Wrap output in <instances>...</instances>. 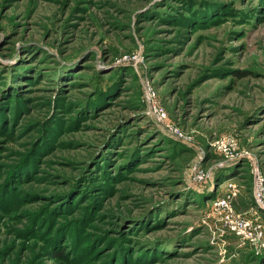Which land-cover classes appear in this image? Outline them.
I'll return each mask as SVG.
<instances>
[{
  "label": "rangeland",
  "instance_id": "1",
  "mask_svg": "<svg viewBox=\"0 0 264 264\" xmlns=\"http://www.w3.org/2000/svg\"><path fill=\"white\" fill-rule=\"evenodd\" d=\"M256 170L264 0H0V264H257Z\"/></svg>",
  "mask_w": 264,
  "mask_h": 264
},
{
  "label": "built area",
  "instance_id": "2",
  "mask_svg": "<svg viewBox=\"0 0 264 264\" xmlns=\"http://www.w3.org/2000/svg\"><path fill=\"white\" fill-rule=\"evenodd\" d=\"M156 112V109L154 108ZM159 118H162V113L156 112ZM253 201L257 209L264 211V174L259 170H256L254 175V191ZM214 207L221 215L222 221L225 227L236 234L239 238L244 240L255 241L260 239L261 231L259 225L252 222L251 218L245 214L237 213L233 206L230 195L217 197L213 203ZM256 208H250V210L257 214Z\"/></svg>",
  "mask_w": 264,
  "mask_h": 264
},
{
  "label": "trees",
  "instance_id": "3",
  "mask_svg": "<svg viewBox=\"0 0 264 264\" xmlns=\"http://www.w3.org/2000/svg\"><path fill=\"white\" fill-rule=\"evenodd\" d=\"M209 199V200H212V199H215V197H213V194L212 195H210V196H208V197H206V199ZM67 205V204H66ZM64 212V211H63ZM63 212H61V213H63ZM264 250V249H263ZM263 252L264 251H262L261 253H260V256H258L256 259H258L256 262H257V264H264V256H263ZM65 254V252L63 251V250H61L60 248H56V249H54V251L52 252V255H53V257H55V258H60V257H62L63 255Z\"/></svg>",
  "mask_w": 264,
  "mask_h": 264
}]
</instances>
